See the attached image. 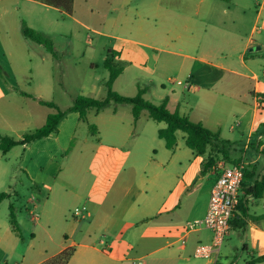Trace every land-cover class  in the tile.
<instances>
[{"label":"crops","instance_id":"crops-1","mask_svg":"<svg viewBox=\"0 0 264 264\" xmlns=\"http://www.w3.org/2000/svg\"><path fill=\"white\" fill-rule=\"evenodd\" d=\"M126 1L118 0L117 3L124 5ZM204 2L189 0L194 9L187 13H175L169 8L173 0L149 2L146 12L152 15L151 19L165 11L184 20L180 33L166 32L164 36V40H170L171 49L156 45L158 33L145 31L140 26L138 30H142V37L149 39V42L128 38H122V42L147 48L153 54L161 52L163 59L183 74L184 82L178 81L188 83V87L179 86H184L183 91L189 92L191 99L207 107L217 102L221 109L220 116L209 113L191 119L187 114L196 110L195 107L183 104L176 93L166 92L164 84H161L163 94L155 105L165 99L169 111L177 110L189 120L202 123L213 133H218L222 140L232 144L230 160L239 159L238 163L245 171L239 189L243 214L237 210L234 214L244 223V228L230 229L227 238L232 234L238 237L249 261L252 257L264 255V220H253V217L264 215V212L251 213L254 206L264 211V198L254 199L247 193L258 176L264 173V156L259 153L264 148V126L256 124L264 94L261 93L257 74L247 75L229 68L218 60V55H223L219 48L203 47L196 22ZM21 6L25 20L19 15ZM259 7L258 15L264 9V2ZM50 9L62 8L55 0H0L2 136L22 140L25 134L42 127L54 110L41 105L39 100L52 102L58 109L65 110L77 96L98 99L100 86L80 84L78 92L72 89L69 80L62 79V55L67 52L63 48L57 49L61 44L57 38L67 36L58 32H52V36H49L58 55L54 58L43 45L22 35L23 24L45 35L40 24L44 23L45 12ZM74 10L75 2L71 0L69 8L63 11H68V16L73 17ZM84 12L92 13L93 9ZM30 13H34V16ZM218 14L219 18L221 14L230 17L233 11L228 7ZM135 15L140 17L141 11L135 9ZM75 21L88 31V24L77 19ZM97 33L116 38L112 34ZM72 37L71 34L69 38ZM70 41L65 42L69 44ZM252 44L253 41L247 39L243 52L238 54L241 65L246 69L244 51ZM110 53L119 57L122 55V51L110 50ZM133 61V57L128 58L126 66L120 68L118 77L131 68ZM142 90L144 94L145 89ZM144 114L143 110L135 120L131 109H119L118 105L111 103L100 111L89 109L85 119H81L77 112H68L59 122L57 131L29 144L17 145L6 154L0 151V187H4L7 180L12 181L22 174L29 183L45 190V202L51 200L56 205L71 196L79 198L78 201L75 199L78 202L76 205L84 208L80 216H73L80 218L78 223L70 224L68 232L63 234L66 242L33 264H42L67 248L72 249L67 264H189L191 256L196 258L193 254L195 247L210 241V236L204 233L206 230L184 233L183 227L187 222L205 216L215 179L213 169L208 172L213 180L203 189L200 175L203 157L193 153L192 160L180 161L178 158H183L184 151L178 139L175 148L169 150L174 152L175 157L166 165L169 164L170 170L176 167L180 172L174 176L170 170L162 168L163 163L156 162L151 155V152L157 155V150L150 146L148 139H143L145 132L141 127V118L147 116ZM89 125L95 126L96 136L89 133ZM163 127L165 125L156 128L155 133ZM84 132L87 135L81 136ZM181 141L184 144V136H181ZM188 152L186 156H189ZM81 190L86 192L81 194ZM14 191L9 186L5 192L16 195ZM31 200H34L33 196ZM31 213L29 211L30 216ZM31 219L38 220L32 216ZM74 236L78 237V242H69ZM219 256L215 262L237 264L223 262L222 256ZM205 264L214 262L207 260Z\"/></svg>","mask_w":264,"mask_h":264},{"label":"rangeland","instance_id":"rangeland-1","mask_svg":"<svg viewBox=\"0 0 264 264\" xmlns=\"http://www.w3.org/2000/svg\"><path fill=\"white\" fill-rule=\"evenodd\" d=\"M150 1L127 0L126 5H123L121 2L117 3L118 0H74L73 17L68 16V11L66 13L63 11L64 7H61L60 10H47L45 21L40 24L43 28L41 30L47 38L52 36V32L67 36L66 38H57L58 42L61 43L57 49L63 48L67 52L62 55V79L69 80L72 89L75 88L78 92H80V84L89 87L92 84L100 86L97 96L98 99L102 100L107 95L106 81L109 77V71L104 68L105 58H110L118 68H123L126 66L128 58L133 57L134 61L131 68L114 81L112 86L114 92L122 96L134 97L139 89H145L142 97L156 104L159 101V96L163 94L161 84H164L166 92L173 91L179 96L183 104L195 107L196 110L187 114L189 118L197 119L209 113L220 116L221 109L217 106V102L209 107L205 104L196 103L194 99L188 96L189 92L183 91L185 85H177L176 82L178 80L183 81L184 76L178 73L177 67L163 59L164 55L161 52L153 54L147 48L122 42V38L149 42V39L142 37V30L141 32L138 30L140 26L145 31L158 33L156 45H160L162 48H172L169 44L170 40H164V36L166 32L176 31L180 33L184 20L172 14H166L165 11H161L159 16L151 19L150 16L152 15L146 12ZM195 1L197 0H192V2ZM262 2L264 0H230L229 3L222 0H205L200 6L196 24L198 31H200V41L203 47L206 49L213 46L219 48L223 55H218V60L224 62L229 68L247 75L257 74L261 93L264 94V29H262L264 9L258 15L259 6ZM228 7L233 11V14L230 17L221 14L222 17L219 18L218 12L224 11ZM20 8L19 15L21 19L25 20L24 10L22 6ZM169 8L175 13H187L194 9L189 0H173L172 6ZM89 9H93V12H84ZM135 9L141 11L140 17H136ZM30 15L34 16V13H30ZM146 16L149 19H145ZM76 19L88 24V31L81 28L75 21ZM75 32L78 34L75 35ZM97 32L112 34L116 38H107ZM71 34L73 37L69 38ZM69 39L71 41L67 44L65 41ZM247 39H251L253 44L244 51L248 67L246 69L241 65L238 54L243 52L244 43ZM64 42L67 46L64 45ZM110 50H115L118 53L122 51L121 57L112 55ZM91 64H94L93 67ZM111 105H118L119 109H131L129 104L112 102ZM144 113L147 116L141 118V127L145 132L143 139H148L150 146L157 150V155L151 152L152 158L156 162H162V168L170 170L169 164H166L175 157L174 152L166 150L164 141L159 139L155 133L156 128L165 124L151 120L146 110ZM256 124L264 126V101L261 102V107L257 112ZM89 127L90 125L88 129ZM89 133L91 132L89 131ZM86 135V132L81 133V136ZM181 136H184V133L179 132L177 139L181 150L184 151L182 152L184 156L178 159L184 162L190 161L194 152L184 146ZM187 151H189V156L185 154ZM16 160L19 159L16 158ZM221 161L223 160L219 158L217 163ZM170 171L174 176L180 172L176 167ZM64 172L68 173L66 170ZM200 175L202 176L201 186L206 189L211 183V179L213 180V176L208 172ZM9 186L15 190L16 195L11 193L10 198L0 204V264H33L44 254L54 252L58 246L66 242L63 234L68 232V226L72 223H78L80 220V218L75 219L72 214L75 208L81 209L80 205H76L78 202L75 200L78 201L79 198L74 199L69 196L70 199L68 198L56 205H53L51 200L45 202V198L47 199L44 197L45 190L29 183L22 174L12 181L7 180L4 187H0V192L6 191ZM85 189L87 190L86 187ZM86 190L83 192L81 190V194ZM32 196L34 200H31ZM10 204L15 209L18 228L16 232L9 223ZM29 211L33 212L38 220H32ZM261 212L264 211L259 207H252V214H260ZM204 233L211 238L209 231H204ZM77 238L74 236L69 239V242L72 240L78 242ZM225 239L219 254L222 256L221 260L227 263L245 264L248 257L242 251L238 237L232 234L230 238L226 237ZM206 262V259L193 258L192 256L189 259V264H205Z\"/></svg>","mask_w":264,"mask_h":264},{"label":"trees","instance_id":"trees-1","mask_svg":"<svg viewBox=\"0 0 264 264\" xmlns=\"http://www.w3.org/2000/svg\"><path fill=\"white\" fill-rule=\"evenodd\" d=\"M228 1V0H222ZM56 4L60 7H64L66 10L71 4V0H55ZM22 35L35 43L41 44L45 49L50 52V54L56 58L58 55L55 53L52 42L45 35L40 34L23 24ZM104 68L109 71V77L106 81L107 95L106 98L94 99L91 97L77 96L73 99L72 104L65 110L58 109L52 102H46L39 100L41 105L47 106L54 110L52 114H49L46 118L45 124L34 130L31 133H27L23 136L22 140H15L11 137L0 135V151L2 154H6L10 149L17 145L29 144L36 140L42 139L48 136L50 133L57 131V126L59 122L65 117L68 112H77L81 119H85L87 111L89 109H94L100 111L110 103L114 102L117 104H129L131 105V112L133 118L136 120L140 116L143 110L148 112L149 118L158 123H164L165 127L158 129L157 136L159 139L164 141L165 148L168 150H173L176 146V133L178 131L184 133V144L185 146L193 151L196 155L203 157L202 169L200 174H205L210 172L220 158L226 164L236 165L239 164V159L230 160V148L231 143L222 140L218 133H213L200 122H193L189 118L179 114L177 110L171 112L167 109V101L164 99L160 104L155 105L147 100H145L143 95V90L139 89L134 97L122 96L113 91L112 86L115 79L121 72L110 58H106L104 61ZM0 75L2 76V71L0 69ZM90 132L93 136H96V128L93 125L89 127ZM259 153L264 156V148H262ZM245 171L243 172V176ZM254 199L264 198V173L258 176L252 187L247 191ZM10 198V194L3 191L0 192V204ZM237 211L243 214V208L238 203L236 207ZM253 220L259 221L264 220V215H259L253 217ZM9 223L11 224L13 230L18 231L16 223L15 209L12 204L9 205ZM244 228V223L240 221L238 215H234L230 220V229L242 230ZM72 255V249L67 248L62 250L60 253L54 257L46 260L42 264H67L69 258ZM264 262V255L252 257L245 264H256ZM214 264H221L220 262H215Z\"/></svg>","mask_w":264,"mask_h":264},{"label":"built area","instance_id":"built-area-1","mask_svg":"<svg viewBox=\"0 0 264 264\" xmlns=\"http://www.w3.org/2000/svg\"><path fill=\"white\" fill-rule=\"evenodd\" d=\"M178 85L188 83L177 81ZM215 179L211 186L206 214L203 218L187 222L184 233L206 230L211 233V239L206 244H200L194 249V257L206 260H217L223 242L230 231V220L235 214L239 203V189L243 180L241 164L227 165L223 161L213 168ZM84 208L73 210V216L78 217ZM31 216L36 219L32 212ZM137 264H141L138 262Z\"/></svg>","mask_w":264,"mask_h":264}]
</instances>
